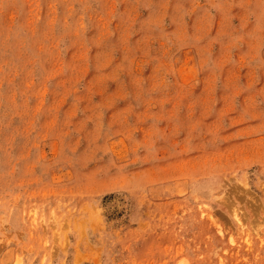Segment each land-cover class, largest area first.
Wrapping results in <instances>:
<instances>
[{
    "label": "rangeland",
    "instance_id": "374dc122",
    "mask_svg": "<svg viewBox=\"0 0 264 264\" xmlns=\"http://www.w3.org/2000/svg\"><path fill=\"white\" fill-rule=\"evenodd\" d=\"M0 264H264V0H0Z\"/></svg>",
    "mask_w": 264,
    "mask_h": 264
}]
</instances>
